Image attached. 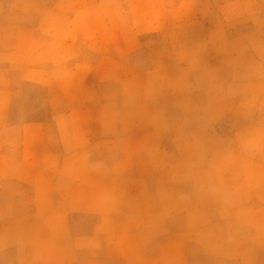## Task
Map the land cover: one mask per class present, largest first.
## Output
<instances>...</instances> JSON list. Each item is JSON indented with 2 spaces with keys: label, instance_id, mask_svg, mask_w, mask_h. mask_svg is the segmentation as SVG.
<instances>
[{
  "label": "rangeland",
  "instance_id": "374dc122",
  "mask_svg": "<svg viewBox=\"0 0 264 264\" xmlns=\"http://www.w3.org/2000/svg\"><path fill=\"white\" fill-rule=\"evenodd\" d=\"M119 2L0 0V48L6 30L22 37L13 64L0 62V120L5 119L0 125V149L18 148L25 122L74 117L83 124L84 130L79 131L89 135L81 141L87 142L95 181L133 180L139 174L140 178L151 174L158 207L172 210V220L166 222L160 211L153 219L159 233L147 246L156 264H264V246L259 247L264 242V0H184L186 11H198L197 18L206 25L220 22L221 29L214 35L208 30L203 35L191 29L186 32V41L195 43L188 45L194 53L200 51L204 61L193 63L191 52L183 62L168 58L176 64L162 57L154 64L156 72L141 76L133 75L134 61L146 67L150 65L147 51L164 55L166 50L158 46L164 35L152 31L144 36L145 52L137 59L117 50L115 44L102 45L101 39L117 31L113 24L122 18L120 13L131 12L130 8L120 10ZM6 23L10 28H4ZM159 30L164 32V28ZM129 34L132 30H126L127 38ZM54 37L60 41L51 43ZM119 52L124 54L125 65L102 59ZM214 53L220 60L212 64ZM60 61L69 62L76 74L65 67L55 69ZM252 66L254 84H240L246 75L231 73L233 67ZM35 69L44 70V84L34 74L22 78V70ZM133 77L150 79V84L135 87ZM133 117H151L152 122L133 124ZM239 126L242 132L236 137ZM46 132L53 137L49 146L58 147L54 125ZM147 132L154 136L148 137ZM126 145L132 147L131 152L153 151L119 163L120 149ZM144 161H150L151 168L147 164L143 170ZM241 206L252 208L250 220L230 223L229 207ZM204 207L209 208L206 214ZM224 221L222 226L219 222ZM97 222L96 214L70 216L74 234L92 232ZM213 222L217 223L212 226ZM246 225L253 233L247 252L213 254V250L221 251L214 248L212 239L218 237L227 245L236 237L235 243L244 241L246 234L241 230ZM88 255L85 250L79 252L80 257ZM0 264H14L13 253L0 254Z\"/></svg>",
  "mask_w": 264,
  "mask_h": 264
},
{
  "label": "crops",
  "instance_id": "0c3cea01",
  "mask_svg": "<svg viewBox=\"0 0 264 264\" xmlns=\"http://www.w3.org/2000/svg\"><path fill=\"white\" fill-rule=\"evenodd\" d=\"M120 1L119 5H123L120 10L125 11L130 8L128 11L131 12L124 13V15L120 13L122 18L113 24L117 31H113L110 36L101 39L102 45L115 44L117 46L113 47H119L117 50H121L120 52L125 55L132 53L133 58L137 59L145 52L144 48L147 43L144 36L152 31H159L160 35H164V39L158 44L166 50L163 52L164 55L147 51L150 65L142 67L135 60L132 67L133 75H150L152 72H156L154 64L162 57L167 61L170 58L183 62L191 52L193 63L204 61V58L199 55L200 51L194 53L193 47L188 45V43L192 45L195 43L190 40L186 41V32L191 29L196 32L195 34L203 35L205 30H208L211 35H214L215 31L221 29L220 22L215 21L206 25L197 18L196 12L198 11H194V9L186 11L184 0ZM126 3L129 7L125 8ZM3 26L10 28L7 23ZM17 28L21 30V26H17ZM161 28H164V32L159 30ZM126 30H132V34L127 35L128 38L125 36ZM25 32L26 29L22 27L21 33ZM13 34L11 30L4 32V45L0 48V62L13 64L14 53L20 52L21 34ZM14 38L16 40H13ZM49 41L55 43L60 40L54 37ZM69 44L71 45V43ZM158 49L160 48L158 47ZM169 50L170 53H168ZM120 52L111 58L102 56V59L106 62L110 60L116 64L125 65L124 54ZM247 58L249 60V54ZM212 59V64L220 60L219 56H215V53L212 55ZM69 66L71 67L69 62L60 61L55 69L63 67L67 69ZM260 66L262 68V64ZM253 67H248L245 70L233 67L231 73L246 75L240 84H254L256 81L252 76ZM35 70V72L22 70V78L29 79L27 74H34L36 80L44 84V70ZM96 70H98L97 68L95 72L98 73ZM76 71L72 70L73 75L76 74ZM101 73L104 74L102 71ZM54 77L56 76L54 75ZM133 80V84L138 88L145 87L147 83L150 84V79L148 81L147 78L140 80L138 77L135 80L133 77ZM261 81L264 82V79L262 78ZM54 84H58L57 79ZM66 90L71 93L69 89ZM57 91L62 93L61 89H57ZM3 92V95H7ZM246 111L247 109L233 112L243 113ZM150 118L133 117L132 123L151 124ZM122 122H125L124 118H122ZM4 123L5 119H1L0 125H4ZM50 124L54 125L56 129L55 138L59 142L58 147L49 146L53 137L48 136L46 129ZM81 125L83 124L69 115L53 117V121L49 123L45 120L28 121L22 124L18 148L15 151L0 149V254L12 252L14 264H111L116 261L121 264H156L154 256L147 246L155 234L159 233L153 219L160 211L166 222L172 220V210L158 207L157 194L154 190L155 183L151 179V174L147 178H140L142 176L139 174L133 180L100 178L95 181L89 148L86 146L87 142L82 143L81 141L88 139L89 135L86 131H79L84 130ZM242 128V126L236 128V137L241 134ZM147 135L151 137L154 136V133L147 132ZM245 138L248 139V137ZM77 140L80 141L79 144H76ZM131 148L126 145L120 149L119 163L125 161L127 157L137 159L144 156L145 152L146 155H150L153 151L144 150L141 153V151L135 152L132 149L131 152ZM140 164L137 167L138 170L141 169ZM142 164H146L142 165L143 170L147 164L149 167L151 166L150 161H144ZM248 184L247 187L252 185L249 181ZM125 187L127 190H122ZM128 203H132L133 206L130 207ZM239 208L242 211L236 212V209ZM239 208L229 207L228 217L233 220H230V223L245 222L246 224L247 218L250 220L252 208L244 206ZM208 209L204 207V214ZM76 212L98 215V222L92 232L86 234L72 232L70 216ZM166 222L163 224L165 225ZM216 223L213 222L212 226ZM219 223L224 226L227 222ZM114 226L117 227L116 230H113ZM241 232L246 234V239L239 243H235L237 237L230 245L222 240L219 241L218 237L212 239L214 248L221 251L217 253L215 252L217 250H213V254L227 255L236 249L247 252L252 247L248 243L253 241V233L247 225L242 227ZM212 236L214 235L212 234ZM263 246L264 242L259 245L260 248ZM80 250H85L89 255L80 257ZM100 250L102 254L99 256L97 252ZM229 256L231 257V255Z\"/></svg>",
  "mask_w": 264,
  "mask_h": 264
}]
</instances>
